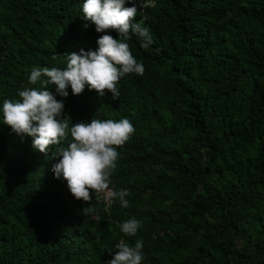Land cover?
Wrapping results in <instances>:
<instances>
[{
    "label": "trees",
    "instance_id": "trees-1",
    "mask_svg": "<svg viewBox=\"0 0 264 264\" xmlns=\"http://www.w3.org/2000/svg\"><path fill=\"white\" fill-rule=\"evenodd\" d=\"M83 2L0 0V105L40 87L33 67L97 47ZM154 3L135 18L153 43L127 41L145 72L120 78L118 99L49 85L69 125L133 124L109 185L129 191V206L75 199L51 169L55 147L36 151L0 113V264H106L119 239L143 241L141 264H264V0ZM131 217L134 237L119 228Z\"/></svg>",
    "mask_w": 264,
    "mask_h": 264
},
{
    "label": "clouds",
    "instance_id": "clouds-1",
    "mask_svg": "<svg viewBox=\"0 0 264 264\" xmlns=\"http://www.w3.org/2000/svg\"><path fill=\"white\" fill-rule=\"evenodd\" d=\"M139 5V7H138ZM155 7L154 0H84L82 18L95 25L100 33L93 50L65 53V67H33L28 76L30 85L18 91L17 99H4L0 105L2 122L17 135L32 137V147L45 155L54 146L51 156L57 160L51 169L55 178H63L69 192L77 200L89 204L95 194L108 207L119 201L127 208V189L110 187L111 176L117 167V148L125 144L135 132L127 119L90 121L81 120L69 125L65 117L64 103L58 100L49 85L56 86V93L62 97L82 94L85 87L95 90L99 97L111 93L113 100L119 98L117 82L126 74L143 75L145 68L132 55L127 41L131 34L142 38V47L147 49L153 43L150 29L143 20L136 22L140 8ZM116 32L114 38L111 33ZM69 136L71 139L69 140ZM67 141V146L64 142ZM90 208L84 207L87 215ZM142 221L136 217L126 219L119 225L125 236H136ZM112 259L106 264H141L144 259L143 241L134 245L121 240L115 245ZM110 254L113 249H107Z\"/></svg>",
    "mask_w": 264,
    "mask_h": 264
},
{
    "label": "built area",
    "instance_id": "built-area-1",
    "mask_svg": "<svg viewBox=\"0 0 264 264\" xmlns=\"http://www.w3.org/2000/svg\"><path fill=\"white\" fill-rule=\"evenodd\" d=\"M50 170H51V169H50ZM101 200H102V199H101ZM102 201H103V200H102ZM103 203H104V207H107V205H106V203H105L104 201H103ZM165 232H167V231L165 230ZM120 241H121V239H119V240L116 242V244L119 243ZM116 244H115V245H116Z\"/></svg>",
    "mask_w": 264,
    "mask_h": 264
}]
</instances>
